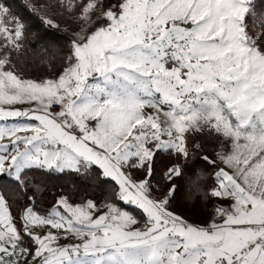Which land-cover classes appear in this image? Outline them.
<instances>
[{
	"label": "snow or ice",
	"instance_id": "snow-or-ice-1",
	"mask_svg": "<svg viewBox=\"0 0 264 264\" xmlns=\"http://www.w3.org/2000/svg\"><path fill=\"white\" fill-rule=\"evenodd\" d=\"M22 4L0 0V264H264L255 0ZM25 10L59 29L58 10L78 29L63 54L41 48L60 65L43 78L22 71L35 55ZM161 155L166 183L154 185ZM38 175L70 176L72 190L41 210ZM178 197L208 219L170 210Z\"/></svg>",
	"mask_w": 264,
	"mask_h": 264
},
{
	"label": "trees",
	"instance_id": "trees-1",
	"mask_svg": "<svg viewBox=\"0 0 264 264\" xmlns=\"http://www.w3.org/2000/svg\"><path fill=\"white\" fill-rule=\"evenodd\" d=\"M15 3L23 8L22 0H15ZM257 5V10H264V0H255ZM25 13L30 16L29 20V31L35 34V44L32 45V51L35 55L29 54L28 59L22 65V71L26 76L31 78H43L45 76L51 75L55 71L60 70L59 60L51 58L50 55H46L41 52V48L50 47L57 54H63L67 51L68 41L71 37L70 32L64 31L63 24H67L72 30H76L73 26L71 20L67 19L65 16L59 14V11L53 12L56 21L59 23L60 28L54 29L45 26L37 17L31 16L30 13ZM31 39V37H30ZM207 152L209 155L214 154V148L216 145L213 142L203 141ZM169 157L166 155H161L156 164L155 176L153 178V184H165L163 179V172L165 170V165L168 163ZM198 171L202 172L206 177H210L213 169L211 166L204 162L197 163ZM133 175L139 177L140 173L138 171H133ZM35 179L42 183V188L40 193L37 195L36 205L41 210L48 209L52 203H54L55 198L63 193H68L72 190L73 180L70 176H62L59 178H47L42 176H36ZM193 201L178 197L174 199L170 207L175 211L184 214L190 219L203 222L208 219V209L203 203L199 207L193 206ZM134 215L140 217L139 210H136L132 206H126Z\"/></svg>",
	"mask_w": 264,
	"mask_h": 264
},
{
	"label": "rangeland",
	"instance_id": "rangeland-1",
	"mask_svg": "<svg viewBox=\"0 0 264 264\" xmlns=\"http://www.w3.org/2000/svg\"><path fill=\"white\" fill-rule=\"evenodd\" d=\"M50 14H53V12L50 11ZM63 28H64V29H67V31L70 32V34H71L73 31H75V30L70 29V28L68 27V25L65 24V23L63 24ZM76 30H78V29H76ZM157 194H159V193H157ZM170 210H172L173 212H175V213H177V214L183 216L184 218L188 219L189 221L196 222V223H203V222H205V221H203V222H197V221H194V220L190 219L189 217L185 216L184 214H181V213L175 211V210L172 209L171 207H170ZM65 242H66V241H65Z\"/></svg>",
	"mask_w": 264,
	"mask_h": 264
}]
</instances>
